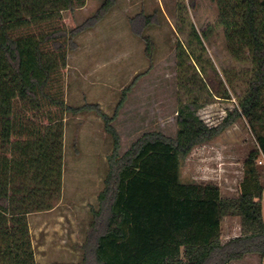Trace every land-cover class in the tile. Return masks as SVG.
<instances>
[{
	"label": "trees",
	"instance_id": "obj_1",
	"mask_svg": "<svg viewBox=\"0 0 264 264\" xmlns=\"http://www.w3.org/2000/svg\"><path fill=\"white\" fill-rule=\"evenodd\" d=\"M115 2L102 0L87 26ZM214 2L229 52L250 67L236 106L220 113L212 111L211 98L178 103L174 137L147 132L121 153L113 123L147 71L122 89L111 116L96 105L67 106L66 56L79 29L68 30L62 14L72 15L86 0H0V264H35L27 216L59 200L64 116L82 112L101 119L111 151L78 264H230L264 256V187L256 165L264 158V0ZM142 40L150 62L152 43ZM241 118L256 149L244 162L238 197L221 198L213 184H182L181 161ZM224 216L239 218L240 235L222 243Z\"/></svg>",
	"mask_w": 264,
	"mask_h": 264
},
{
	"label": "rangeland",
	"instance_id": "obj_2",
	"mask_svg": "<svg viewBox=\"0 0 264 264\" xmlns=\"http://www.w3.org/2000/svg\"><path fill=\"white\" fill-rule=\"evenodd\" d=\"M101 3L86 0L72 15L62 14L68 30L79 29L66 56L64 101L70 107L96 105L111 116L122 89L147 71L113 123L121 139V153L147 132L174 137L178 103L211 98L212 111L220 113L236 106L250 67L229 52L217 26L214 0H116L101 21L87 26ZM192 29L200 36L201 45L192 37ZM143 38H149L153 46L150 62L144 54ZM63 123L59 200L51 210L27 217L35 264L81 261V247L92 220L90 210L97 209L111 151V140L93 112L66 114ZM255 149L247 122L238 119L181 161L180 182L217 185L221 198L235 199L244 177V162ZM261 160L260 156L256 165L264 187ZM261 209L264 222V191ZM239 235V218L224 216L222 243ZM258 262L259 256L248 254L230 264Z\"/></svg>",
	"mask_w": 264,
	"mask_h": 264
},
{
	"label": "built area",
	"instance_id": "obj_3",
	"mask_svg": "<svg viewBox=\"0 0 264 264\" xmlns=\"http://www.w3.org/2000/svg\"><path fill=\"white\" fill-rule=\"evenodd\" d=\"M261 158H262V160L258 162L259 164H263V163H264V158H263V156H261ZM258 264H264V256L259 257V262H258Z\"/></svg>",
	"mask_w": 264,
	"mask_h": 264
},
{
	"label": "crops",
	"instance_id": "obj_4",
	"mask_svg": "<svg viewBox=\"0 0 264 264\" xmlns=\"http://www.w3.org/2000/svg\"><path fill=\"white\" fill-rule=\"evenodd\" d=\"M205 148H207V147L202 148V152H205V151H204ZM192 184H193V183H192ZM194 184H195V183H194ZM198 184H199V183H198ZM29 215H30V214H29ZM27 217H28V216H27ZM27 222H28V220H27ZM28 228H29V225H28ZM29 234H30V233H29ZM30 239H31V238H30Z\"/></svg>",
	"mask_w": 264,
	"mask_h": 264
}]
</instances>
